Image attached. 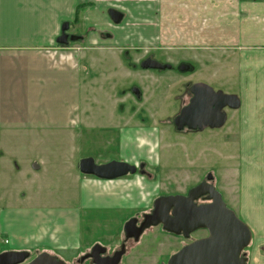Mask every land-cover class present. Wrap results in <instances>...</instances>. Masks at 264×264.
<instances>
[{"label":"rangeland","instance_id":"1","mask_svg":"<svg viewBox=\"0 0 264 264\" xmlns=\"http://www.w3.org/2000/svg\"><path fill=\"white\" fill-rule=\"evenodd\" d=\"M169 1L183 5L185 10L190 2L194 11L197 8L193 2H204L211 10L206 11L205 18L217 15L214 3L218 0ZM107 4L123 12L124 18L115 24L106 9L101 8V21L96 26L103 28V36L113 37L105 52L100 53L84 41L86 32L94 29L86 24L89 20L96 22L97 14L85 15L82 10L77 22L68 28L81 36L66 45L80 56L83 67L85 96L81 107L87 115L84 124L75 129L10 136L5 145L9 167H0L3 188L15 200L25 198L39 206L67 207L75 202L72 196L77 188L71 173L79 172L81 158L91 156L102 162L125 155L131 161L144 162L151 173V189L141 184L142 195L153 198L140 212L151 209L159 195L187 194L211 173L226 204L249 225L254 241L257 240L258 230L264 229V133H251V128L258 126L257 120H244L252 114L253 104L248 100L249 91L240 86L239 65L243 57L219 55L213 47L191 49L180 39H170L173 27L186 22L172 23L164 0H107ZM179 14L177 19H185L184 11ZM148 52L174 67L164 71L143 69L139 61ZM177 63L189 68L179 70ZM193 82H205L214 90L234 93L240 100L242 97L239 108L226 110L227 120L222 127L199 131H179L174 127L173 118L187 100L186 88ZM133 87L138 88L139 97L132 92ZM251 90L259 95L262 92L259 87ZM260 109L258 115L264 116V109ZM128 126L135 127L138 149L123 146L121 128ZM34 162L41 167L33 169ZM131 213L132 210H122V214L103 215L107 219L94 225L85 217V243L113 237L120 229L113 218L125 222ZM203 233L198 230L192 236ZM184 242L181 236L156 227L154 264H167L170 254ZM1 247L10 245L1 243Z\"/></svg>","mask_w":264,"mask_h":264},{"label":"crops","instance_id":"2","mask_svg":"<svg viewBox=\"0 0 264 264\" xmlns=\"http://www.w3.org/2000/svg\"><path fill=\"white\" fill-rule=\"evenodd\" d=\"M164 2L172 23L186 22L173 27L170 39H180L191 49L213 47L216 54L243 57L239 65L240 86L249 91L248 100L253 104L252 114L244 120H257L258 126L250 132L264 133V116L257 112L264 109V0H218L214 3L217 15L212 12L211 18H205L206 11L211 10L204 2L192 1L197 11L190 2L188 10L179 3ZM103 7L106 11L113 8L107 0H0V167H9L5 145L10 136L75 129L84 124L87 115L81 107L85 84L81 80L80 56L72 47L57 43L56 38L62 23L71 24L76 16L78 20L83 10L85 15L97 14L96 22L89 20L86 24L87 28H94L86 32V45L105 52L113 37L103 36V28L96 26ZM181 11L185 19L179 20ZM258 87L260 95L251 90ZM121 129L123 146L137 148L135 127ZM143 151L146 153L147 148ZM117 160L132 164L140 161H131L125 155ZM101 161L97 163L109 160ZM40 167L39 163H32L33 169ZM71 176L77 188L72 196L75 202L61 207L12 199L13 194L3 188L0 173V252L49 250L70 257L87 244L85 217L90 224H99L98 220L107 219L103 215L122 214V210H132L134 214L153 198L142 195L141 183L150 190L152 182L141 174L100 179L79 171ZM113 220L120 227L124 222ZM258 231L263 239L264 229ZM1 243L10 247L3 248Z\"/></svg>","mask_w":264,"mask_h":264},{"label":"water","instance_id":"3","mask_svg":"<svg viewBox=\"0 0 264 264\" xmlns=\"http://www.w3.org/2000/svg\"><path fill=\"white\" fill-rule=\"evenodd\" d=\"M107 13L115 24L123 20V12L116 8H109ZM68 28L69 23L63 22L61 33L56 38L57 43L66 45L69 40L74 41L78 38L76 35L69 36L66 32ZM140 67L166 69L170 68L171 64L160 63L148 57L141 61ZM188 67L182 64L179 69L187 70ZM190 91L192 97L188 104L181 107L174 118V126L177 130H182L184 127L190 130L220 128L227 120L225 108L240 107V98L236 94L214 90L205 82H194ZM133 92L138 95V88H134ZM34 167L38 168V165L34 164ZM78 168L81 173L100 179H115L137 172L136 164L117 159L97 163L91 156L81 158ZM212 177L211 173L207 175V179ZM204 195L211 199V202L196 204L195 200ZM152 204L151 211L143 215L139 230L160 224L164 230L185 237L196 229L207 230L206 236L186 244L173 253L167 264H245L240 254L251 240V229L233 209L226 205L213 184L203 180L190 188L187 194L159 195ZM135 221L136 218L128 219L125 228ZM28 256L27 250H5L0 252V264H20ZM42 257L50 256L41 253L29 264H37ZM58 264H63V261H58Z\"/></svg>","mask_w":264,"mask_h":264},{"label":"flooded vegetation","instance_id":"4","mask_svg":"<svg viewBox=\"0 0 264 264\" xmlns=\"http://www.w3.org/2000/svg\"><path fill=\"white\" fill-rule=\"evenodd\" d=\"M66 32L68 33L69 36L70 35H76V34H72L68 29L66 30ZM76 36H78V38L76 40L81 39L80 35H76ZM76 40H74V41H76ZM69 41H71V40H69ZM153 54H154L153 52H148V54H146L139 61V64L141 63L142 60H144L145 58H148V57L158 60L157 58H154L152 56ZM158 61L160 63H169L167 61H161V60H158ZM169 64H171V63H169ZM182 64L183 63H177L175 65H177V68L179 69V67ZM173 67H174V65L171 64L170 68H166V69H152V68H150L149 70L164 71V70H168V69L171 70ZM191 85H189L186 88V92H187L186 99L187 100H185L183 102V104H182V106H180L179 110L181 109V107L188 104L190 98L192 97V93L190 91ZM134 88H136V87L131 88L132 92H133ZM140 94L141 93L139 92V94L137 96L139 97ZM228 109H230V108H225V110H228ZM175 116H174V118H175ZM174 118H173V125H174ZM183 130H189L190 131V129H187L186 127H184L182 130H179V131H183ZM191 131H199V130H191ZM136 165H137V172H139L141 174H148V171L146 170V165L144 162L139 161L136 163ZM207 175L205 176V178L203 180H206L207 182H209L215 186L213 177L211 179H207ZM215 188L217 189L216 186H215ZM221 197H222V194H221ZM195 202H196V204H203V203L211 202V199H208L206 197V195H204V196H200L199 198H197L195 200ZM151 209L143 210V211L141 210V212L138 211L134 214H131L126 219V221L130 218H136L135 222L129 224L126 228H125V222L126 221L123 222L120 229L118 230V232L113 237L108 238V239H103V240H93L89 244H87L84 247H82L81 249H79L78 252H76L74 255H72L70 257H65L61 254H58L56 252L49 251V250H40V251H35V252H29V256L20 264H29L34 258H36L41 253H47V254H49L50 257L54 256L56 258L52 259L50 257H42L38 261L37 264H58V261H63V264H154V260H155V229L158 226L162 228V225H160V224L159 225H151V226H148L146 228L139 230L141 228L143 215L145 213L150 212ZM198 230H203L204 233L201 235L192 236L193 233L198 231ZM163 231H165L167 233H171V232L166 231L164 229H163ZM251 233H252V231H251ZM172 234L175 236H181L182 238H184V240H186V242H184L178 248V250H179L180 248H182L186 244H188V243H190L196 239H199L201 237L206 236L207 230L204 228L196 229V230L192 231L188 237H185L182 234H174V233H172ZM257 238L258 239L254 241V232H253L249 244L245 248H243V250L241 251L240 258H243L245 264H264V238L260 239L259 236H257ZM172 254H170V256Z\"/></svg>","mask_w":264,"mask_h":264},{"label":"trees","instance_id":"5","mask_svg":"<svg viewBox=\"0 0 264 264\" xmlns=\"http://www.w3.org/2000/svg\"><path fill=\"white\" fill-rule=\"evenodd\" d=\"M76 22H77V16H76V18L74 19L73 23H76ZM145 165H146V164H145ZM140 174H141V173H140ZM150 174H151V173L148 172V174H141V175H146V178L150 180V179H151V177L149 176ZM152 179H154V178H152Z\"/></svg>","mask_w":264,"mask_h":264},{"label":"built area","instance_id":"6","mask_svg":"<svg viewBox=\"0 0 264 264\" xmlns=\"http://www.w3.org/2000/svg\"><path fill=\"white\" fill-rule=\"evenodd\" d=\"M8 240H5V242H7Z\"/></svg>","mask_w":264,"mask_h":264}]
</instances>
